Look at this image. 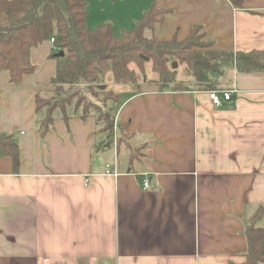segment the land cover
<instances>
[{
    "label": "crops",
    "instance_id": "obj_1",
    "mask_svg": "<svg viewBox=\"0 0 264 264\" xmlns=\"http://www.w3.org/2000/svg\"><path fill=\"white\" fill-rule=\"evenodd\" d=\"M134 3L135 23L165 10L148 30L158 41L201 27L216 51H264V0ZM52 50H32L36 70L21 84L0 73V134L13 135L21 164L0 160V264H244L246 226L264 206V71L226 66L215 91L237 94L221 107L195 87L115 85L121 141L106 148L92 116L42 134L35 96L55 76Z\"/></svg>",
    "mask_w": 264,
    "mask_h": 264
},
{
    "label": "trees",
    "instance_id": "obj_2",
    "mask_svg": "<svg viewBox=\"0 0 264 264\" xmlns=\"http://www.w3.org/2000/svg\"><path fill=\"white\" fill-rule=\"evenodd\" d=\"M230 1L235 7L243 6V0ZM87 9L86 0H0V73L7 72L13 85L35 72L32 50L53 40L50 57L57 61L56 73L50 88L35 96L36 114L43 115L38 122L42 134L58 119L68 122L92 116L97 132L107 134L105 147L115 141L119 145L121 140L114 132L115 113L123 97L116 93L114 100H108L113 92L109 84L127 85L136 92L149 83L162 91L195 87L209 92L216 90L215 77L226 66L246 73L264 71V51H216L212 42L204 40L201 27L193 29L183 41H158L147 36L148 30L162 21L165 10L152 7L133 30H123L116 36L110 23L88 29ZM61 52L63 56H59ZM149 65L151 77L146 70ZM180 66L183 79L177 80ZM4 157L12 160L15 171L19 170V145L13 135L3 133L0 160ZM263 216L261 206L246 226L244 264L264 263V228L257 227Z\"/></svg>",
    "mask_w": 264,
    "mask_h": 264
},
{
    "label": "rangeland",
    "instance_id": "obj_3",
    "mask_svg": "<svg viewBox=\"0 0 264 264\" xmlns=\"http://www.w3.org/2000/svg\"><path fill=\"white\" fill-rule=\"evenodd\" d=\"M88 3V26L87 28H95L97 25H104V23H110L113 26L115 31V35L119 36L123 30L131 31L134 29L135 20L127 17L126 11L128 10V6H132L135 4L134 2L137 0H86ZM130 14V13H129ZM148 33H146L147 36ZM200 50V49H197ZM203 52H206L204 50ZM148 76L151 77L153 72L151 71V66L147 67ZM179 74L177 75V80L183 79V66H180L178 70ZM184 81H188V79H184ZM108 88L113 90L112 94L109 95L108 100H114L115 94L117 93L113 84H109ZM105 99V98H103ZM111 101H108V104H113ZM104 105V104H103ZM110 106V105H109ZM108 110V109H106Z\"/></svg>",
    "mask_w": 264,
    "mask_h": 264
},
{
    "label": "built area",
    "instance_id": "obj_4",
    "mask_svg": "<svg viewBox=\"0 0 264 264\" xmlns=\"http://www.w3.org/2000/svg\"><path fill=\"white\" fill-rule=\"evenodd\" d=\"M53 43V40L51 41ZM237 94L236 89H226L223 91H209V99L215 107H221L224 104V101H231L232 97ZM106 175L117 176V173L114 172L111 168H108ZM151 184L148 179H145L142 183L143 190L150 189Z\"/></svg>",
    "mask_w": 264,
    "mask_h": 264
},
{
    "label": "water",
    "instance_id": "obj_5",
    "mask_svg": "<svg viewBox=\"0 0 264 264\" xmlns=\"http://www.w3.org/2000/svg\"><path fill=\"white\" fill-rule=\"evenodd\" d=\"M64 55V53L63 52H61L60 54H59V56H63Z\"/></svg>",
    "mask_w": 264,
    "mask_h": 264
}]
</instances>
